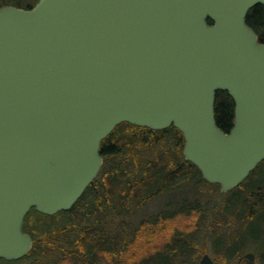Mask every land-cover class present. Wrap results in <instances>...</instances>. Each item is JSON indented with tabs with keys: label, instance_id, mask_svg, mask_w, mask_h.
<instances>
[{
	"label": "water",
	"instance_id": "95a60500",
	"mask_svg": "<svg viewBox=\"0 0 264 264\" xmlns=\"http://www.w3.org/2000/svg\"><path fill=\"white\" fill-rule=\"evenodd\" d=\"M264 0H37L0 7V259L29 255V212L69 211L122 123L177 128L223 193L264 160ZM219 91L235 104L217 124ZM249 264H256L253 254ZM200 264H215L204 254Z\"/></svg>",
	"mask_w": 264,
	"mask_h": 264
},
{
	"label": "trees",
	"instance_id": "16d2710c",
	"mask_svg": "<svg viewBox=\"0 0 264 264\" xmlns=\"http://www.w3.org/2000/svg\"><path fill=\"white\" fill-rule=\"evenodd\" d=\"M5 4L0 0V6ZM247 23L264 43V5L249 12ZM215 113L218 126L229 132L235 121V104L227 92L217 93ZM184 144L183 134L174 126L156 131L130 123L120 124L103 141V167L83 197L70 211L54 216L31 210L24 223V231L33 238L31 252L20 260L3 262L199 264L200 257L206 253L203 244L207 238H200L202 225L209 217H216L209 227V232L214 235L218 227H229L235 220L243 218L252 222L256 213L259 221L264 220V170L260 173L264 161L236 188L237 199L227 201L219 213L214 210L216 206L202 203L200 198L187 197L165 203L159 213L146 217L144 212L149 203L159 195L175 193L194 187V184L200 187L211 184L193 163L185 159ZM260 208L259 218L257 210ZM190 213H199L191 230H173L162 248L151 253L144 251L145 243L140 239L148 232L154 234L155 227L162 222ZM237 237L230 236L226 241L218 238L214 242V251L221 264L234 263L248 249L250 242L257 244L260 241V236L244 234L241 239Z\"/></svg>",
	"mask_w": 264,
	"mask_h": 264
},
{
	"label": "rangeland",
	"instance_id": "374dc122",
	"mask_svg": "<svg viewBox=\"0 0 264 264\" xmlns=\"http://www.w3.org/2000/svg\"><path fill=\"white\" fill-rule=\"evenodd\" d=\"M7 4L5 5H14L21 8H28L31 5L34 4L33 0H3ZM264 168L260 170V173L263 172ZM258 177V176H255ZM257 180V178H256ZM252 181V180H251ZM235 192H237V189H234L233 191H229L228 193H222L221 190L215 185L207 184L203 186H198L194 184V187H187L184 189H181L179 191H176L175 193H167L164 195H159L154 199L152 202L149 203L147 209L144 212V215L146 217L150 216L151 214L159 213L161 210L165 208V203L178 200L181 201L184 198H200L202 203H208L210 206H216L215 212L219 213V211L224 208L227 201H234L236 200ZM198 194L200 196H198ZM214 212V215H215ZM259 218L261 216V208L259 211ZM217 216V215H216ZM199 217V213H190V214H179L175 218L171 220H167V222H162L161 224L157 225L155 227V232H148L145 237L140 239V241L143 240L145 243L144 251H148L151 253L157 249H160L163 247L165 243L169 240V235L172 233L173 230L176 229H186L191 230L194 226V223L197 221ZM245 217V216H244ZM258 215L256 213V218L250 222L249 220H244L243 218L241 220H235L229 227H218L217 234L214 235L211 232H209V227H212L214 221L216 220V217H209L205 224L202 225V231H201V239L207 238L205 240V243L203 244V247H205L206 253H208L215 261V264H221L219 259L216 257L218 254H215L214 251V242L221 238L224 241L228 240L229 237L233 236L237 237V239H241V237L245 234L248 236H260L264 230L262 221H259L257 219ZM212 224V225H211ZM198 238L199 240H201ZM139 241V242H140ZM248 249L245 252L252 251V249H257L258 246L255 242H250L248 244ZM202 257V256H201ZM201 257L199 259V262L201 260ZM241 258V257H239ZM239 258H236L234 263H227V264H237ZM0 264H6L4 262H0Z\"/></svg>",
	"mask_w": 264,
	"mask_h": 264
},
{
	"label": "flooded vegetation",
	"instance_id": "af4514ba",
	"mask_svg": "<svg viewBox=\"0 0 264 264\" xmlns=\"http://www.w3.org/2000/svg\"><path fill=\"white\" fill-rule=\"evenodd\" d=\"M264 226V220L262 221ZM257 249H252V251L244 252L239 258L237 264H249L247 255L253 254L255 256V262L256 264H264V230L262 234L260 235V241L257 242Z\"/></svg>",
	"mask_w": 264,
	"mask_h": 264
}]
</instances>
